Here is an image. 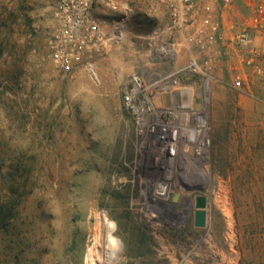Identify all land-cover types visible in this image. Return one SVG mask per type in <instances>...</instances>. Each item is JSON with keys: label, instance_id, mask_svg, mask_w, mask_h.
Returning a JSON list of instances; mask_svg holds the SVG:
<instances>
[{"label": "rangeland", "instance_id": "obj_1", "mask_svg": "<svg viewBox=\"0 0 264 264\" xmlns=\"http://www.w3.org/2000/svg\"><path fill=\"white\" fill-rule=\"evenodd\" d=\"M58 3L0 0V264H264V79L237 50L211 73L209 178L202 189L176 178L170 187L207 193V224L195 228L145 207L148 178L159 173L124 97L139 72L133 51L153 46L132 35L147 9L130 3L128 35L109 47L126 52L125 68L91 59V76L64 74L50 59ZM169 43L161 38L158 53ZM235 67L251 76L241 91L231 87ZM179 79L204 93L199 75Z\"/></svg>", "mask_w": 264, "mask_h": 264}, {"label": "built area", "instance_id": "obj_2", "mask_svg": "<svg viewBox=\"0 0 264 264\" xmlns=\"http://www.w3.org/2000/svg\"><path fill=\"white\" fill-rule=\"evenodd\" d=\"M97 1L59 0L55 14L58 30L50 42V59L64 74L81 69L90 74L94 69L92 56L118 43L113 27L120 18L94 16ZM102 1L113 9L122 10L125 16V10L114 4L130 0ZM158 2L167 7L173 29L185 32V44L198 55L176 72L152 79L133 73L124 100L138 116L142 136L140 150L145 158L157 166L163 162L165 165L161 167L170 178L193 184L191 188H201L209 178L211 164L212 138L207 121L208 95L214 83L211 73L227 62L233 52L239 51L243 53V64L249 74L264 79V0ZM225 11L232 20L228 33L222 20ZM182 73L199 75L204 81V93L196 84L193 88L184 87L179 79ZM249 74L235 67L231 87L241 91L251 81ZM165 97L171 99L169 106L164 104ZM198 98L201 103L194 105ZM153 99L157 102L153 103Z\"/></svg>", "mask_w": 264, "mask_h": 264}, {"label": "crops", "instance_id": "obj_3", "mask_svg": "<svg viewBox=\"0 0 264 264\" xmlns=\"http://www.w3.org/2000/svg\"><path fill=\"white\" fill-rule=\"evenodd\" d=\"M132 2L133 6L135 7H138L140 5V7H142L143 9H147V15L138 19L140 34L136 35L133 33L132 35L146 40L145 38L152 35L156 29H160L162 31H164L165 29L167 30V32L165 36L161 38L162 40L171 42V44H166L169 52L165 54L158 53V45H156V48L151 46L149 50L141 49L133 51L136 52V56L138 58L139 73H141L147 79H152L160 74L173 73L182 68L184 62L189 61L192 57L198 55L197 51L188 48L185 44V32L182 30L173 29L168 15L167 7L164 4L159 3L158 0H130L126 3L128 7ZM100 8H106L107 10H117L113 9L110 6H107L102 0H99L96 2L93 8L94 16L97 17L96 13H98V10H100ZM109 14L110 12H108V15ZM222 20L223 27L228 33L232 24L231 15L228 11H225L222 14ZM168 33H171V35H168ZM109 47L111 46H107L101 52H98L102 53V58L100 60H97L100 55H97L98 53H95L91 59L93 60V62L95 61V63L99 65L101 61L106 62L108 58L111 63L119 64L117 68L115 66V70H123L125 67H123L122 65H124L125 62L124 55H126V52L121 51L119 48L109 49ZM104 54L106 55V57H104ZM179 57L182 58L183 62H177V58ZM155 60H160V63H155ZM163 100L165 105L169 106L171 104L170 98H164Z\"/></svg>", "mask_w": 264, "mask_h": 264}, {"label": "flooded vegetation", "instance_id": "obj_4", "mask_svg": "<svg viewBox=\"0 0 264 264\" xmlns=\"http://www.w3.org/2000/svg\"><path fill=\"white\" fill-rule=\"evenodd\" d=\"M146 160H148L151 164L149 169L157 171L159 173V177L156 179L154 176L150 175L148 178L153 181L149 182V187L147 188V202L145 207H147V203H150L158 214H168L175 218H181L182 223H184L187 219L192 220L193 226L195 227V199L199 196H205L208 198L207 193L204 191L199 194H181L178 191H170V187H174L176 179L170 178L168 173L163 170L161 166L165 164L161 162L157 166L154 163H151L149 158H146ZM155 180H157V184L155 183ZM137 186L142 191L146 189V183L138 182ZM185 186L189 187L188 185Z\"/></svg>", "mask_w": 264, "mask_h": 264}, {"label": "bare ground", "instance_id": "obj_5", "mask_svg": "<svg viewBox=\"0 0 264 264\" xmlns=\"http://www.w3.org/2000/svg\"><path fill=\"white\" fill-rule=\"evenodd\" d=\"M114 5L125 10V16L121 17L118 22H115V25L113 27L114 32H116L118 34V39H119L118 42L120 43L121 41H123V39L125 37V33L126 34L128 33V31L126 30V26L128 25V23L130 21L132 12L126 3H123V4L119 3V4H114ZM166 32H167V30H165V29H164V31H162L160 29H156L152 35L148 36L145 39L149 40L151 45H153V47H154L159 43L161 37L165 36ZM180 61H182V58L181 57L177 58V62L180 63ZM93 72H94V69L93 70L91 69V72H90L91 76H93V74H94ZM209 93H210V90H209ZM100 253L103 254L104 251L100 250Z\"/></svg>", "mask_w": 264, "mask_h": 264}, {"label": "water", "instance_id": "obj_6", "mask_svg": "<svg viewBox=\"0 0 264 264\" xmlns=\"http://www.w3.org/2000/svg\"><path fill=\"white\" fill-rule=\"evenodd\" d=\"M165 98H167V97H165ZM187 188L190 189V187H187ZM194 206L196 209L195 210V227L196 228H204L207 224V219H208V215H207L208 198H206L205 196L197 197L195 199ZM155 212L157 213L156 210H155Z\"/></svg>", "mask_w": 264, "mask_h": 264}]
</instances>
